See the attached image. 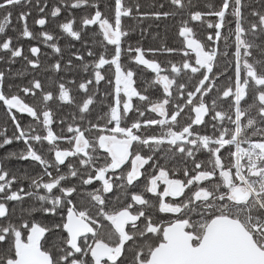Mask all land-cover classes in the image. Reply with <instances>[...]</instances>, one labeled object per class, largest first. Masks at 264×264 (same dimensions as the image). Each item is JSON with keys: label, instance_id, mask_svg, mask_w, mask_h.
<instances>
[{"label": "snow or ice", "instance_id": "snow-or-ice-1", "mask_svg": "<svg viewBox=\"0 0 264 264\" xmlns=\"http://www.w3.org/2000/svg\"><path fill=\"white\" fill-rule=\"evenodd\" d=\"M151 8L0 0V264H264V0Z\"/></svg>", "mask_w": 264, "mask_h": 264}, {"label": "trees", "instance_id": "trees-1", "mask_svg": "<svg viewBox=\"0 0 264 264\" xmlns=\"http://www.w3.org/2000/svg\"><path fill=\"white\" fill-rule=\"evenodd\" d=\"M51 3H54L55 0H50ZM159 2H163V0H141V3L143 5V10H152L151 5L152 4H158ZM33 3H35V0H33ZM33 15L36 16L38 15L37 11L34 9L33 10ZM147 23H151L152 27L149 28L148 30V35L144 38V45L146 47L148 46H161V45H167V46H172L175 47L177 46V42L174 39V28L172 26L171 21H159V22H155V21H148ZM146 26V25H142ZM19 26H17L18 28ZM54 27V26H53ZM9 35H13L15 36L16 33L15 32H11L9 31L8 33ZM140 38V33L139 31H136L135 33H133V35L131 36V39L133 42H135L137 39ZM22 43L25 44V47H27L28 45V41H21ZM62 46H66L67 45V41L65 40H61L60 41ZM79 46V45H77ZM44 51H50L48 49H44ZM67 58V57H66ZM17 67H21L20 65H17ZM2 112H0V117H2ZM11 131V129H10Z\"/></svg>", "mask_w": 264, "mask_h": 264}]
</instances>
